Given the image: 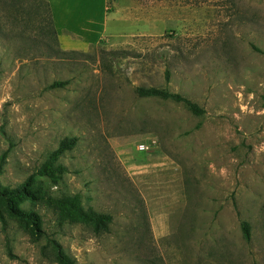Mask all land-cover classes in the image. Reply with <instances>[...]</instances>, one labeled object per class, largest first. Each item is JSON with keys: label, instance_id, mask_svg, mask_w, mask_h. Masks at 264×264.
Listing matches in <instances>:
<instances>
[{"label": "rangeland", "instance_id": "obj_1", "mask_svg": "<svg viewBox=\"0 0 264 264\" xmlns=\"http://www.w3.org/2000/svg\"><path fill=\"white\" fill-rule=\"evenodd\" d=\"M93 5L99 37L58 40L67 54L55 55L45 0H0V186L30 178L42 198L79 194L111 215L109 230L60 225L44 200L21 196L33 225L0 198V264H59L56 245L75 264H264V53L253 48L264 52V0ZM141 85L204 113L138 97ZM66 137L77 142L53 185L37 170Z\"/></svg>", "mask_w": 264, "mask_h": 264}, {"label": "trees", "instance_id": "obj_2", "mask_svg": "<svg viewBox=\"0 0 264 264\" xmlns=\"http://www.w3.org/2000/svg\"><path fill=\"white\" fill-rule=\"evenodd\" d=\"M109 12V9L106 10ZM45 39L50 44L47 45L51 53L58 55L60 53L67 54L65 51H61L59 48V42L57 37V32L53 24V18L51 9L49 6V1L45 0ZM253 48L264 53L262 50L253 46ZM117 52H109L108 55L115 57ZM112 57V58H113ZM165 79L169 81V74L166 72ZM64 81H54L48 88H60L65 85ZM135 93L141 98H159L164 100H171L176 103L183 104L193 115L200 116L204 113V109L199 106L196 102L188 99L187 97L168 90L164 87L157 86H138L135 88ZM264 104V98H263ZM75 137H66L59 141L58 146L49 153L47 159L39 166L37 173L47 180H49L53 185H58L63 181L64 175L68 172L65 165L59 162V158L67 151L72 150L76 145ZM21 196L30 197L32 199L44 200L45 205L52 208L57 213L58 224L62 225L64 223H83L92 228L95 234H100L107 232L109 230V225L112 221L110 214L99 213L90 209H85L81 204V197L79 194L73 195H61L58 197L45 196V198L39 197L36 194V190L33 189L32 180L29 178L23 183L19 184L15 188H7L0 186V198L5 201V206L7 210L21 219L31 222L33 225H37L39 222V216L34 211H25L20 209L15 204V200ZM242 236L246 241L250 240L251 237V225L247 221H242L240 224ZM55 260L59 264H75V261L69 255L60 251L58 245H56Z\"/></svg>", "mask_w": 264, "mask_h": 264}, {"label": "crops", "instance_id": "obj_3", "mask_svg": "<svg viewBox=\"0 0 264 264\" xmlns=\"http://www.w3.org/2000/svg\"><path fill=\"white\" fill-rule=\"evenodd\" d=\"M48 1L58 40L64 47L83 46L88 42H94L99 37V34L93 33L95 24L93 16L94 0ZM89 33H91V36L95 34V39H89L87 37ZM69 34H73L80 39L74 41L69 37Z\"/></svg>", "mask_w": 264, "mask_h": 264}, {"label": "built area", "instance_id": "obj_4", "mask_svg": "<svg viewBox=\"0 0 264 264\" xmlns=\"http://www.w3.org/2000/svg\"><path fill=\"white\" fill-rule=\"evenodd\" d=\"M147 148V144L146 143H140L139 145H138V150L139 151H143V150H145Z\"/></svg>", "mask_w": 264, "mask_h": 264}]
</instances>
